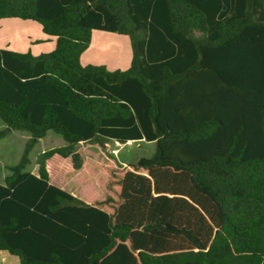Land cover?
I'll list each match as a JSON object with an SVG mask.
<instances>
[{"label": "trees", "instance_id": "trees-1", "mask_svg": "<svg viewBox=\"0 0 264 264\" xmlns=\"http://www.w3.org/2000/svg\"><path fill=\"white\" fill-rule=\"evenodd\" d=\"M12 18L39 23L56 46L0 49V141L30 134L0 183V254L264 264V21L251 0H0V20ZM94 31L131 38L128 69L82 65ZM50 132L65 145L32 173ZM140 140L156 143L153 156L111 171L102 202L64 189L85 165L80 144Z\"/></svg>", "mask_w": 264, "mask_h": 264}, {"label": "rangeland", "instance_id": "rangeland-1", "mask_svg": "<svg viewBox=\"0 0 264 264\" xmlns=\"http://www.w3.org/2000/svg\"><path fill=\"white\" fill-rule=\"evenodd\" d=\"M4 32L6 35H9V31ZM32 33L35 34L36 31L32 30ZM21 40L24 41V38L21 37ZM131 44V38L128 35L108 31H94L92 43L89 49L82 55L81 63L84 66L106 65L109 68L115 67L116 69L123 70L124 67L126 68L129 65V59L131 61ZM48 48L52 49V45L45 46L44 51H47ZM4 128L5 125L0 119V131ZM29 137V133L17 131L0 141V183H3L6 175L9 174V167L19 163ZM110 143L111 141L103 149H95L88 143L79 145V150L85 157V165L78 173H75V177H79V180L75 184L85 194V197L77 195L79 198L83 200H85L84 198L88 199V197L91 198L93 196L97 197L96 200L103 198L111 171L124 172L130 169L129 165L135 163L143 156L142 154H149L148 152L153 147L146 142L124 146ZM63 145H65L63 138L50 132L34 147L30 155L32 159L30 168L36 167V157L40 153ZM73 180H75L74 177L70 175L68 181L74 183ZM16 260V257L8 254L0 255V264H15Z\"/></svg>", "mask_w": 264, "mask_h": 264}, {"label": "crops", "instance_id": "crops-1", "mask_svg": "<svg viewBox=\"0 0 264 264\" xmlns=\"http://www.w3.org/2000/svg\"><path fill=\"white\" fill-rule=\"evenodd\" d=\"M219 13H221V12H219ZM251 16H252L253 20H255V21H259V20L264 21V0H251ZM32 30H35L36 33L33 34ZM4 31H9V35H6ZM14 31H15V35H14ZM21 37L24 38V41L21 40ZM47 45H52V49L48 48L47 51H44V48ZM55 46H56L55 39L44 34L41 25L35 21L22 20V19H16V18L0 20V49H8V50L22 52V53H26V52L30 51L34 55H40L42 53L52 52L55 49ZM131 48H132V45H131ZM132 59H133V50H132V54H131V61L129 59V63L127 62L129 65L128 64H127L128 66L125 65L127 67L126 68L124 67L123 70H126L131 66ZM107 68L110 71L118 70L115 67L114 68L107 67ZM120 70H122V69H120ZM15 132H17V131H15ZM142 142H146V143L151 144L153 146L152 150H150L148 152L149 154H142L143 155L142 157H147V158L152 157L154 152H155V148H156L155 142H147L144 140H140V141H136V142L130 141L127 144H120L116 141H111L110 144H116V145L120 144L121 146H124V145H128V144L142 143ZM142 157H140V158H142ZM31 161H32V159H31ZM31 164H32V162H31ZM27 170L32 172V173H37L38 168L36 166L35 168L32 169V168H30V165H29ZM143 174H145V173H143ZM75 175L76 174L72 175L75 179V180H73L74 183L68 181V178L66 179L65 184H64V189L66 191L70 192L71 194H73L74 196L78 195V196H84L85 197V194L82 191V189L77 187V185L75 184V182L77 180H79L78 179L79 177H75ZM79 199H81V198H79ZM84 199L85 200H83V199H81V200H83L84 202H86L88 204H92L93 202H102L105 199V195H103V198H101L100 200H96L97 197H94V196L91 198L88 197V199L87 198H84ZM4 254H8V253H2L0 255H4ZM12 257H15V256H12ZM16 258H17V260H16L15 264H18L19 259H18V257H16Z\"/></svg>", "mask_w": 264, "mask_h": 264}]
</instances>
